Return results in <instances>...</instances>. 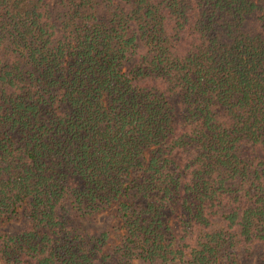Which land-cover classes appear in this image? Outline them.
Returning a JSON list of instances; mask_svg holds the SVG:
<instances>
[{"label": "trees", "instance_id": "trees-1", "mask_svg": "<svg viewBox=\"0 0 264 264\" xmlns=\"http://www.w3.org/2000/svg\"><path fill=\"white\" fill-rule=\"evenodd\" d=\"M8 221L0 264H264V0H0Z\"/></svg>", "mask_w": 264, "mask_h": 264}, {"label": "rangeland", "instance_id": "rangeland-1", "mask_svg": "<svg viewBox=\"0 0 264 264\" xmlns=\"http://www.w3.org/2000/svg\"><path fill=\"white\" fill-rule=\"evenodd\" d=\"M115 212V204H112L111 207H109L105 212L99 214L98 216V222L101 224H106L108 221L111 222L112 224H116V226L119 225L120 221L119 219L114 216ZM18 225V222L15 221H8V222H3L0 223V232H5L9 231L12 228H15ZM117 232L111 231L110 237L112 240L116 241L117 240Z\"/></svg>", "mask_w": 264, "mask_h": 264}]
</instances>
